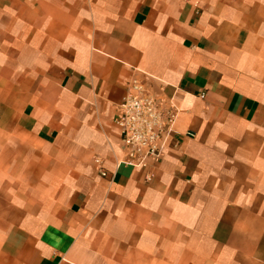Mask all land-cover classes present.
<instances>
[{
    "label": "crops",
    "instance_id": "obj_1",
    "mask_svg": "<svg viewBox=\"0 0 264 264\" xmlns=\"http://www.w3.org/2000/svg\"><path fill=\"white\" fill-rule=\"evenodd\" d=\"M133 81L178 110L143 169ZM0 264H264V0H0Z\"/></svg>",
    "mask_w": 264,
    "mask_h": 264
},
{
    "label": "built area",
    "instance_id": "obj_2",
    "mask_svg": "<svg viewBox=\"0 0 264 264\" xmlns=\"http://www.w3.org/2000/svg\"><path fill=\"white\" fill-rule=\"evenodd\" d=\"M129 88L131 92L117 108L115 125L125 151L122 164L143 169L148 161L161 157L169 139L175 134L178 110L174 105L164 108L138 81H133ZM192 136L187 134V137ZM101 175L106 174L102 172Z\"/></svg>",
    "mask_w": 264,
    "mask_h": 264
}]
</instances>
